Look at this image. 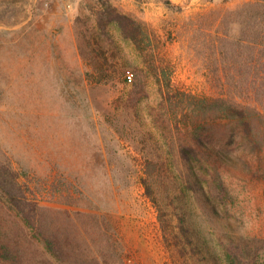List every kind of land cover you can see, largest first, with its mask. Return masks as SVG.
<instances>
[{
    "label": "rangeland",
    "instance_id": "1",
    "mask_svg": "<svg viewBox=\"0 0 264 264\" xmlns=\"http://www.w3.org/2000/svg\"><path fill=\"white\" fill-rule=\"evenodd\" d=\"M256 1L0 0V163L19 173L56 230L87 244L95 264H176L141 179L146 159L183 133L155 118L169 85L264 111ZM107 7L142 23L145 53L115 21L101 23ZM140 69L136 86L127 75ZM225 179L233 220L264 238V153L255 174L229 167ZM0 199L11 210L1 191ZM35 244V261L44 260Z\"/></svg>",
    "mask_w": 264,
    "mask_h": 264
},
{
    "label": "trees",
    "instance_id": "2",
    "mask_svg": "<svg viewBox=\"0 0 264 264\" xmlns=\"http://www.w3.org/2000/svg\"><path fill=\"white\" fill-rule=\"evenodd\" d=\"M255 4L264 7L260 0ZM106 19L115 21L122 36L145 53L147 34L141 22L114 7L106 8L101 23ZM142 73L140 69L133 74L134 85H139ZM168 89L155 123L164 131L176 123L183 134L166 143L165 149L160 145L157 151L162 155L146 159L141 179L158 211L164 245L178 257L176 264H261L264 238L243 234L233 220L226 203L232 190L225 172L242 166L255 174L257 160L264 153V111L246 98L198 97L170 85ZM19 178L10 165L0 163V191L11 204L9 210L0 203V264L98 262L75 234L66 237L61 228L56 230L47 208L30 199L29 187ZM68 196L67 203L73 204ZM196 218H201L203 226ZM36 242L47 250L44 260L35 261L32 247Z\"/></svg>",
    "mask_w": 264,
    "mask_h": 264
},
{
    "label": "built area",
    "instance_id": "3",
    "mask_svg": "<svg viewBox=\"0 0 264 264\" xmlns=\"http://www.w3.org/2000/svg\"><path fill=\"white\" fill-rule=\"evenodd\" d=\"M127 78H128V81H129V82H133V80H134V75H133V73H129V74L127 75Z\"/></svg>",
    "mask_w": 264,
    "mask_h": 264
}]
</instances>
